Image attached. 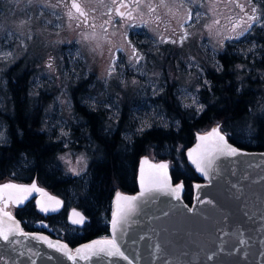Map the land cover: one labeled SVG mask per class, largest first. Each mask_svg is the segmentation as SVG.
<instances>
[{
	"label": "trees",
	"instance_id": "1",
	"mask_svg": "<svg viewBox=\"0 0 264 264\" xmlns=\"http://www.w3.org/2000/svg\"><path fill=\"white\" fill-rule=\"evenodd\" d=\"M4 1L0 0V8H4ZM261 4L264 7V1ZM247 39L257 42L258 49L253 55L236 53L228 43L218 54V66L206 62L204 69L211 86L204 82L198 88L203 108L184 107L179 98L180 89L173 79L152 98L171 122L166 126L155 124L133 133L132 137L128 136L135 128L131 110L137 102L130 96V90L122 89L116 77L112 79L113 84L123 92L124 99L120 98V110L115 115L111 107L104 109L101 104L95 108L88 103L93 97L91 93L100 85L98 81L92 88L91 77L80 74L78 79H73L66 74L68 56H62L59 50V46L64 45L58 41L48 42L36 33L24 48L18 46L20 40L15 41L18 48L13 57L0 59V125L4 126L7 137L0 141V182H29L36 175L42 186L60 197L70 185L79 190L81 183H71L58 162L59 153L69 149L87 156L90 180L85 195L94 205H103L115 187L130 192L136 190L138 161L146 155L155 162H171L172 180L183 181L182 197L190 203L193 182L203 180L184 154L196 133L209 130L219 121V129L236 147L264 150V28L254 26ZM169 52L166 50L163 57L155 55L153 58L168 81L167 71L173 68L178 73L181 68L174 62L177 53L170 56ZM47 56L57 64L51 80H43L41 76ZM201 77L197 74L196 80L202 81ZM64 85L79 120V123L72 121L68 147H64L62 138L50 134L47 123V112L55 105ZM61 214L39 215L31 200L15 211L23 229L37 230L36 223L44 220L56 233L60 232L56 220L65 217Z\"/></svg>",
	"mask_w": 264,
	"mask_h": 264
},
{
	"label": "rangeland",
	"instance_id": "2",
	"mask_svg": "<svg viewBox=\"0 0 264 264\" xmlns=\"http://www.w3.org/2000/svg\"><path fill=\"white\" fill-rule=\"evenodd\" d=\"M123 1L5 0L4 8H0V59H11L15 49L24 48L34 33L48 42L58 41L64 45L59 46L62 56H68L66 74L73 79L80 74L91 77L92 88L96 81L100 83L91 93L90 105L111 107L116 115L124 95L112 79L116 77L122 89L130 90L137 102L131 110L135 128L128 136L132 137L155 124L166 126L171 122L152 98L173 79L184 107L203 108L198 88L204 82L211 86L204 69L206 62L218 66V54L228 43L236 53L253 55L258 45L247 37L254 26L264 28V0H134L127 7L117 6ZM18 40L19 45L15 42ZM166 50L170 56L177 53L174 62L181 67L180 74L173 68L167 71L169 81L153 59L155 55L163 57ZM51 58L43 60V80H51L56 73L57 64ZM197 74L202 81L196 80ZM72 121L79 123L64 85L47 112L49 132L62 138L64 147L70 142ZM6 138L0 125V141ZM70 152L67 149L58 155L62 169L71 174L85 173V157ZM167 166L170 168V161ZM10 211L15 212L12 205Z\"/></svg>",
	"mask_w": 264,
	"mask_h": 264
},
{
	"label": "water",
	"instance_id": "3",
	"mask_svg": "<svg viewBox=\"0 0 264 264\" xmlns=\"http://www.w3.org/2000/svg\"><path fill=\"white\" fill-rule=\"evenodd\" d=\"M218 123L196 133L184 151L204 179L193 182L191 203L182 197L183 181L173 182L169 160L155 162L143 155L137 165V191L117 190L113 197L110 233L74 247L43 231L24 230L10 211L11 204L22 206L33 195L39 215L62 207V200L36 175L29 182H0V230L8 235L7 240L0 237V264H264V150L236 147ZM217 127L235 154L218 150L217 136L210 135ZM6 184L17 187L4 188ZM69 220L82 223L84 215L72 208ZM106 241L116 247L93 243ZM100 247L106 251H98Z\"/></svg>",
	"mask_w": 264,
	"mask_h": 264
},
{
	"label": "flooded vegetation",
	"instance_id": "4",
	"mask_svg": "<svg viewBox=\"0 0 264 264\" xmlns=\"http://www.w3.org/2000/svg\"><path fill=\"white\" fill-rule=\"evenodd\" d=\"M234 1L236 2V0ZM131 2H134V0L132 1L124 0L122 3H118L117 6H120V8L122 5L127 7L130 5ZM70 154L72 156L81 154V156L85 157V159L87 160V165H88V159L84 153H81V152L73 153L71 151ZM65 175L67 178L71 179L72 181L71 183L73 184L74 182L75 183L80 182L81 188L79 190H75V188L72 185H70L66 194L63 197H60L55 194L58 198L62 200L63 202L62 207L57 212L42 215V216H51V215H56L58 213H62L61 215H64L65 217L59 218L56 220V227L58 228L60 232L59 233L54 232L52 228L49 226L48 222L44 220L38 221L35 226L37 228V231L38 230L43 231L55 239H59V240L66 242L71 247H74L75 245L81 244L85 241H89L101 234L110 233L111 206H112L113 197L116 191L118 190L120 192H125V193H134L138 189V184H137L136 190L133 192L124 191L114 186L115 189L111 193L109 199L103 205H94L93 201H91V198L88 197L87 194L85 195V191L87 189V185L89 184V180H90V176L87 173V169L85 173H82L81 175L71 174V172H67V171ZM203 180H200L198 182H201ZM47 190L50 191L49 189ZM184 190L185 189H184V184H183V192ZM35 199H36V195H33L30 198V200L33 201V203ZM192 199H193V194H192ZM192 199H191V202H192ZM13 207L15 208V211L18 208L16 206H13ZM72 208H77L84 215V220L82 223L76 224V223H72L69 220V210ZM12 213L15 214V212H12ZM92 228L94 229L92 232H90Z\"/></svg>",
	"mask_w": 264,
	"mask_h": 264
},
{
	"label": "snow or ice",
	"instance_id": "5",
	"mask_svg": "<svg viewBox=\"0 0 264 264\" xmlns=\"http://www.w3.org/2000/svg\"><path fill=\"white\" fill-rule=\"evenodd\" d=\"M73 7H76V5H73ZM256 9L253 8V12H255ZM250 19H255V17H250ZM210 135H216L217 138H218V141H219V144H218V150L223 152L225 149H227V151L230 153V154H235L236 152V149H233V148H230L229 146H227L225 143H224V137L223 136H220L218 134V127L217 128H213L212 129V133ZM201 139H204V137H202ZM160 167H165L164 165H160ZM4 188H15L17 186L15 185H10V184H6V185H3ZM22 190L24 191H28L29 189L28 188H25L24 186H20ZM179 187V186H177ZM32 189L35 188V185H32L31 186ZM134 199V198H133ZM45 211H47V209H44ZM5 215H8L7 213H5ZM77 216H79V213H76ZM73 223H80L81 220H73L72 221ZM116 223V221H114V224ZM0 237H2L4 240H7L8 239V235L5 231L3 230H0ZM94 244H98V243H104V244H108V245H111V248H115V244L114 242L112 241H106V242H93ZM85 247H91V246H85ZM79 251V250H77ZM100 252H105L106 249L104 247H100L99 250ZM118 251V249H117ZM107 254L109 255H112L114 254L111 250H107Z\"/></svg>",
	"mask_w": 264,
	"mask_h": 264
}]
</instances>
